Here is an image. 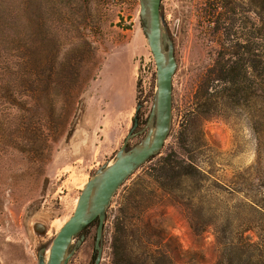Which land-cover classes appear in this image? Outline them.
<instances>
[{"label": "rangeland", "instance_id": "rangeland-1", "mask_svg": "<svg viewBox=\"0 0 264 264\" xmlns=\"http://www.w3.org/2000/svg\"><path fill=\"white\" fill-rule=\"evenodd\" d=\"M161 12L178 63L173 126L115 197L101 264L122 262L117 239L136 189L138 229L150 221L210 257L212 231L191 228L235 226L264 188V129L231 104L218 108L202 79L218 52L264 34V0H162ZM156 74L140 0H0V264H38L137 113V131L146 127ZM96 228L73 242L69 264L94 263Z\"/></svg>", "mask_w": 264, "mask_h": 264}, {"label": "trees", "instance_id": "trees-1", "mask_svg": "<svg viewBox=\"0 0 264 264\" xmlns=\"http://www.w3.org/2000/svg\"><path fill=\"white\" fill-rule=\"evenodd\" d=\"M237 45L233 50L218 52L211 70L203 74L205 92L211 100H216L218 108H223L224 102L231 104L236 110L252 115L255 129L258 126L264 129V34L255 30L246 44ZM176 163L167 161L165 169L176 170ZM263 189V186L256 188L246 218H239L235 226L191 228L198 237L212 231L215 240L210 257L204 252L185 251L178 238L150 221L143 230L138 229L134 218L141 203L140 190L136 189L135 194H131L125 220L120 224L122 237L117 239V248L122 262L119 264H264ZM128 223L131 229L127 228ZM128 246L131 258L127 260L124 256L127 251L122 248Z\"/></svg>", "mask_w": 264, "mask_h": 264}, {"label": "water", "instance_id": "water-1", "mask_svg": "<svg viewBox=\"0 0 264 264\" xmlns=\"http://www.w3.org/2000/svg\"><path fill=\"white\" fill-rule=\"evenodd\" d=\"M162 0H140V17L144 32L157 67V90L154 105L146 127L139 128L138 113L133 128L112 163L100 168L85 185L74 214L57 233L46 260L43 249L38 254V264H69L77 249L73 242L97 222L93 264H101L104 254V232L113 201L127 181L145 164L163 150L173 126L174 77L178 63L174 42L164 33ZM143 136L141 141L129 148V143Z\"/></svg>", "mask_w": 264, "mask_h": 264}, {"label": "bare ground", "instance_id": "bare-ground-1", "mask_svg": "<svg viewBox=\"0 0 264 264\" xmlns=\"http://www.w3.org/2000/svg\"><path fill=\"white\" fill-rule=\"evenodd\" d=\"M49 255H50V250H47V251L45 252L46 260H48Z\"/></svg>", "mask_w": 264, "mask_h": 264}]
</instances>
